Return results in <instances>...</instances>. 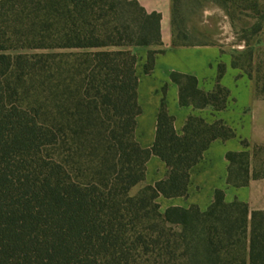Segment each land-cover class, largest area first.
Wrapping results in <instances>:
<instances>
[{
  "label": "trees",
  "instance_id": "16d2710c",
  "mask_svg": "<svg viewBox=\"0 0 264 264\" xmlns=\"http://www.w3.org/2000/svg\"><path fill=\"white\" fill-rule=\"evenodd\" d=\"M209 1L240 10L264 2ZM160 17L136 0H0V264H264V209L226 202L221 188L204 210L157 202L186 195L209 143L235 135L222 120L192 114L178 135L162 99L153 144L135 140L131 47L160 43ZM173 44L188 45L174 34ZM156 52L147 51L144 72ZM170 79L180 105L225 106L219 84L206 92L194 75ZM255 93L264 99V86L255 82ZM241 145L225 154L233 186L264 177ZM152 154L168 173L143 184ZM237 157L244 179H233Z\"/></svg>",
  "mask_w": 264,
  "mask_h": 264
},
{
  "label": "crops",
  "instance_id": "0c3cea01",
  "mask_svg": "<svg viewBox=\"0 0 264 264\" xmlns=\"http://www.w3.org/2000/svg\"><path fill=\"white\" fill-rule=\"evenodd\" d=\"M147 12L160 14L159 44L132 46L137 61V103L140 112L135 117L134 138L142 148H149L154 142L157 113L160 107L162 84L166 85L165 109L173 117V127L178 135L189 115H196L207 122L222 120L230 126L235 135L226 139H214L204 150L201 159L191 167L184 196L164 197L157 202L160 209L177 205L188 207L192 204L204 210L213 199L216 188L224 191V200L246 202L250 209H264V177L251 178L247 185L227 184V151L243 149L241 140L249 144L264 145V99L257 97L254 80L241 69L231 64V53L218 44H173L171 25V0H136ZM148 50L155 53L150 72L143 70ZM224 66V72L218 77V65ZM172 71L194 75L198 87L206 92L215 89L216 84L228 91L225 106L216 110L211 105L195 108L180 105L178 86L171 81ZM168 170L165 163L156 155H150L145 162L143 184H153L164 179Z\"/></svg>",
  "mask_w": 264,
  "mask_h": 264
},
{
  "label": "rangeland",
  "instance_id": "374dc122",
  "mask_svg": "<svg viewBox=\"0 0 264 264\" xmlns=\"http://www.w3.org/2000/svg\"><path fill=\"white\" fill-rule=\"evenodd\" d=\"M174 36L186 44H218L231 53V63L244 73H250L259 88L264 86V2L254 9L240 10L237 5L209 0H178ZM256 27H259L256 30ZM167 86L160 90L165 100ZM165 102V101H164ZM249 167L257 174L264 173V145L249 144ZM237 157L233 179H244V168ZM139 186L133 188L135 192Z\"/></svg>",
  "mask_w": 264,
  "mask_h": 264
}]
</instances>
